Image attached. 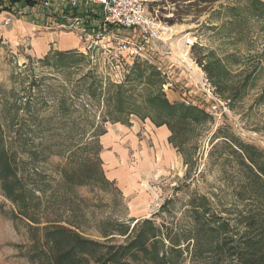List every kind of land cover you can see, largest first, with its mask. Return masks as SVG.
Segmentation results:
<instances>
[{
  "label": "rangeland",
  "instance_id": "obj_1",
  "mask_svg": "<svg viewBox=\"0 0 264 264\" xmlns=\"http://www.w3.org/2000/svg\"><path fill=\"white\" fill-rule=\"evenodd\" d=\"M50 1L58 7L65 3ZM160 2L146 0V12L164 33V42H154L146 57L119 71L113 63H103L100 50L92 57L82 53L83 45L74 34L71 48H59L56 37L48 42L45 54H32L33 37L44 33L65 37L70 32L58 26L68 25L62 19L50 16L32 35L0 33V110L6 106L0 119L8 122L9 103L15 98L22 103L28 98L38 112L53 117L52 134L36 137V142L42 140L53 151L46 152L38 164L43 180H38L35 194L45 219H57L91 239L114 244L127 240L117 231L121 226H129V234L136 225L130 236L145 231L146 237L150 233L146 229L153 226L156 236L146 246L156 241L159 255L172 264H231L226 250L216 248L220 240L197 233L193 215L198 209L202 219L228 221L230 231L224 238L242 231L240 217L247 220L252 214L264 221V18L245 15L242 8L247 0H217L202 8H175L168 1ZM233 6L238 9L232 11ZM79 10L83 16L89 12L84 5ZM171 18L173 24L165 21ZM66 37L65 43L72 42ZM66 50L84 60L55 65L54 53ZM88 72L104 88L112 84L135 89L137 101L131 107L150 110L152 106L143 100L161 90L170 102L197 107L207 119L183 130L178 146L168 142L170 131L165 125L159 128L148 118L132 114L118 122L102 121L108 108L104 95L99 100L87 98L78 83ZM139 72L154 73L163 84L146 88L136 78ZM203 85L225 106L221 121L205 112L209 101L203 96ZM40 95L46 103L36 98ZM64 98L66 102L60 103ZM62 105L68 108L65 118L59 114ZM102 129V135L95 133ZM5 135L8 141L15 137L10 131ZM96 141L108 183L70 182L62 175V167L69 164L79 173V165L94 152L90 145ZM79 143L87 145L79 151ZM23 159L28 160L26 155ZM15 214L16 207L0 189V264H31L24 254L31 244L27 221ZM145 219L147 223L142 222ZM133 263L153 264L145 258Z\"/></svg>",
  "mask_w": 264,
  "mask_h": 264
},
{
  "label": "trees",
  "instance_id": "obj_2",
  "mask_svg": "<svg viewBox=\"0 0 264 264\" xmlns=\"http://www.w3.org/2000/svg\"><path fill=\"white\" fill-rule=\"evenodd\" d=\"M167 1L176 5L175 8L179 6L202 8V6H210L217 0H161L160 3ZM15 4L34 5L35 2L30 0H0V13L10 11ZM233 9H238V7L233 6L232 11H234ZM203 10L196 11L201 12ZM242 11L245 15L255 19H262L264 18V0H247ZM181 18L182 16H179L178 20L180 21ZM165 21L169 24L174 23L173 18L165 19ZM54 54L55 65L58 66H68L84 60L82 55L76 56L77 53L68 50L58 51ZM136 78L140 81L143 80L146 88L156 83L163 84V81L154 73L145 75L144 72H139ZM150 79L156 81L152 82ZM78 83L83 88L87 98L99 100L104 95L103 100L108 108L103 111L102 121L118 122L121 121L122 116L127 118L132 114L144 119L148 118L155 126L165 125L169 129L168 142L174 146L179 145L178 135L183 130L192 129L193 126L207 119L205 113L197 107L185 105L182 102H170L161 90L148 94L143 100L152 106L148 110V108L129 105L137 101L135 89L131 87L124 89L122 85L110 84L104 88L101 80L91 75V72L82 75L78 79ZM36 84L39 88V83ZM11 93L13 94V92ZM36 98L41 103L47 102L42 95L36 96ZM16 99L9 103L8 122L5 123L0 119V189L3 196L16 207L14 217L27 221L26 226L31 241L24 253L27 260L31 264H134L133 260L140 262L145 258L153 264H172L171 260H168L164 254L159 255V248L155 247L156 241L148 243V247L151 245L150 249L146 246L148 239L156 236V230L153 226L146 229L147 232L150 231L146 237L145 231L130 236L131 232L136 231V225L133 226L129 234V226L124 225L117 229L119 235H127L124 244H114L109 240L102 243L61 224L57 219H45L41 215L39 197L35 194L38 190V180H43V171L39 169L38 164L44 160L46 152L53 151H50V145H45L42 140L36 142V137L43 139L42 137H46L47 133L52 134L50 120L53 117L44 116L38 112L28 98L23 103L21 99L17 101ZM66 100L67 98H64L60 103L66 102ZM22 105L24 109L21 108ZM110 105L112 106L109 107ZM83 108L86 112L87 109ZM5 110L6 106L0 110L2 112L0 114H3ZM67 110L68 108L62 105L59 111L60 117L66 116ZM6 131L15 134L13 140L8 141L6 139ZM95 133L102 135L105 130L102 129ZM93 136L97 135L93 134ZM174 139L176 140L174 141ZM86 145L77 144V150L84 149L83 146ZM90 146L94 152L84 157L83 162L79 165L81 168L79 173L69 164H66L61 169L62 175L70 182L78 185L87 184L91 181L107 184L108 181L101 169L99 141ZM25 155L28 158L27 161L23 159ZM196 208H199V205ZM195 210L193 219L197 233L204 236L213 235L220 240L221 243L216 248L226 250L224 251L225 255L231 264H264L263 220L258 221L257 217L252 214L247 220H245V216L240 217L239 223L243 224L242 231H234L233 237L224 238L225 234L230 231L228 221L220 219V217L215 220L212 217L202 219V214L197 212L198 209ZM142 222L147 223L148 220L145 219ZM219 225L220 227H218ZM221 233L222 236L219 238Z\"/></svg>",
  "mask_w": 264,
  "mask_h": 264
},
{
  "label": "built area",
  "instance_id": "obj_3",
  "mask_svg": "<svg viewBox=\"0 0 264 264\" xmlns=\"http://www.w3.org/2000/svg\"><path fill=\"white\" fill-rule=\"evenodd\" d=\"M30 1L35 2L30 7L44 9L47 21L50 16L62 15L66 12L64 9L70 7L68 14H72V21L67 26L64 23L58 26L74 33L83 45L82 53L92 57L95 50H100L105 56L103 63H113L118 71L129 67L138 57H146L154 42H164V33L146 12V0H65L59 7L53 6L50 0ZM19 5L15 4L12 8ZM80 5L89 8L91 13L79 15ZM14 11L17 9L14 8ZM11 19L10 14L4 23H9ZM203 86V96L209 101L204 107L205 112L221 121L226 112L225 106L210 89Z\"/></svg>",
  "mask_w": 264,
  "mask_h": 264
},
{
  "label": "crops",
  "instance_id": "obj_4",
  "mask_svg": "<svg viewBox=\"0 0 264 264\" xmlns=\"http://www.w3.org/2000/svg\"><path fill=\"white\" fill-rule=\"evenodd\" d=\"M14 8L15 10L17 9V11H14ZM67 9L68 8H65L64 12L67 11ZM44 12H45L44 9H42L40 6L30 7L29 5H24V4H20L18 7H13L12 9H10V11H2L0 13V20L1 21L3 20V24L0 25V33L8 37L15 36L16 35L15 33L17 32L22 34L23 33L31 34L34 31L39 30V28L44 27L48 23V21L46 20L47 16H44L45 15ZM10 14L12 15V18L14 20L11 19L9 23L5 24L4 19ZM71 15H72L71 13L68 15L67 14L65 15V13H63L62 15L56 14L54 16V19L56 20L62 19L63 21L67 22V24H69L72 21ZM73 34H74L73 32H69L67 35H65V37L64 36L62 37L58 34L54 36L50 34L49 37L47 33H44L42 36L40 35V37H33L31 40L32 54L34 52L38 56L45 54L49 48L48 42H51L56 37H57L56 38L57 43L59 42L58 44L59 48L61 49L71 48L74 44ZM66 36H68V39L70 37L72 42L65 43L64 38H67Z\"/></svg>",
  "mask_w": 264,
  "mask_h": 264
}]
</instances>
